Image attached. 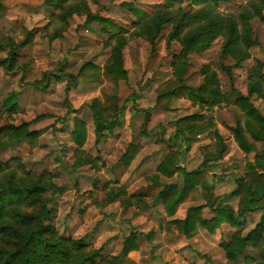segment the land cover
Here are the masks:
<instances>
[{"label":"rangeland","instance_id":"1","mask_svg":"<svg viewBox=\"0 0 264 264\" xmlns=\"http://www.w3.org/2000/svg\"><path fill=\"white\" fill-rule=\"evenodd\" d=\"M178 1L186 10L198 8L193 6V0ZM165 2L87 0L92 14L109 17L126 31L123 34L128 41L123 55L128 79L120 82L107 76L103 82L80 79L78 86L71 87L67 94L70 78L66 74H77L87 61L100 67L111 61L112 46L108 43L111 33L85 13L75 12L63 21L61 8L45 0H0L7 8L0 17V34L16 42L23 41L29 33L33 35L32 43L19 51L20 60L27 64L26 70L9 72L0 67V126L29 122L31 129L40 131L34 144L25 139L1 150L0 164L12 161L13 168L20 172L52 176L59 190L45 194L53 211L49 222L60 235L101 249L97 262L118 255L126 237L135 233L138 249L123 257L119 264H233L226 256L225 243L236 230L246 234L253 229L260 213H250L240 227L225 223L213 234L199 227L192 238L176 235L165 228L171 218L164 203L157 201V195L167 184L182 187L184 174L161 176L160 185L150 178L171 151L183 152L181 162L187 171L198 168L204 161V149L213 145L214 131L218 130L228 150L219 162L209 164L207 178L219 202L237 209L239 199L230 194L236 187V179L245 173L246 162L254 157L238 147L231 129L243 113L235 103L237 95L223 70V65H233L234 60L222 55V38L215 40L209 49L189 55L184 79L191 87L199 86L204 80L202 66L211 64L229 100L210 107L178 98L168 111L155 108L157 89L173 76V60L181 53L182 45L175 40L169 42L170 25L162 29L154 45L135 35L138 20L124 3L152 16L165 8ZM248 2L222 0L217 8L236 13ZM252 28L258 45L251 49V59L232 70L234 87L244 95L248 94L250 77L259 62L264 71V21L255 18ZM7 53L0 49V59ZM46 74L51 81L45 90L31 84L44 83ZM12 92L17 93L20 107L10 114L3 107ZM112 96L125 105L122 121L113 134L96 145L93 117L86 104L96 97L105 101ZM251 101L264 115V97L253 96ZM146 112H150V120L143 128ZM193 113L203 114L204 121L211 125L188 139L185 130L177 132L178 120ZM74 117L84 119L87 124V140L82 149L94 159L92 163L76 164L78 148L71 135ZM128 150L134 155L130 164L123 159ZM118 189L124 190V195L110 199L113 190ZM205 194L199 188L195 199L183 204L175 217L184 218L189 206L206 203ZM203 216L210 218L213 214L206 209ZM248 253L257 251L249 246ZM244 263L242 257L237 264Z\"/></svg>","mask_w":264,"mask_h":264},{"label":"trees","instance_id":"2","mask_svg":"<svg viewBox=\"0 0 264 264\" xmlns=\"http://www.w3.org/2000/svg\"><path fill=\"white\" fill-rule=\"evenodd\" d=\"M221 1L193 0V6L198 8L191 7L186 10L178 4V0H166L165 8L152 16H147L131 3L124 5L138 20L135 24L137 27L135 35L144 37L154 45L162 29L170 25L172 29L169 42L175 40L182 45L181 53L173 60V76L157 89L155 108L168 111L171 109L172 101L178 98H187L210 107L229 100L221 87L218 73L211 64L202 66L204 80L199 86L191 87L184 79L189 55L203 52L218 38L223 39L222 55L234 60L233 65H223V70L237 95L235 103L243 113L242 117L236 118V123L231 129L238 147L246 154H254L253 159L246 162V171L236 179V187L230 194L231 197L239 199L238 209L219 202L220 198L214 195L207 178L209 164L219 162L228 150L218 130L214 131L213 145L204 149V161L198 168L187 171L181 162L183 152L171 151L150 178L155 185H160L161 176L171 178L177 173L184 174L182 187L176 183L167 184L157 195V201L164 203L165 211L171 218L165 228L176 235L192 238L199 227L213 234L225 223L240 227L250 213H260L255 227L246 234L242 230H236L229 242L225 243L224 249L229 262L233 264H237L242 257L245 259L244 264H264V115L251 101L253 96L264 97L263 64L259 62L255 73L250 77L247 95L235 89L232 71L233 68L241 67L243 62L251 59V49L258 45L252 21L255 18L264 21V0H249L236 13L218 10ZM45 2L61 8L60 18L63 21L75 12L85 13L89 19L95 17L103 30L112 36L108 42L112 46L111 61L103 67L87 61L77 74H66L70 78L66 86L67 94L71 87L78 86L80 79L97 82H103L105 76L111 77L115 82L128 79L123 55L128 39L124 36L123 33L126 31L121 26L115 24L109 17L92 14L87 0ZM6 11L7 8L0 3V17ZM32 41L33 35L30 33L21 42L0 34V49L8 52L5 58L0 59V67L9 72L26 70L27 64L20 60L19 51ZM50 81V75L46 74L44 83L37 81L31 84L45 90ZM118 101L117 96L105 101L96 97L86 104L93 117L96 145L113 134L114 129L121 124L125 105H120ZM19 107L17 93H9L3 110L12 114L17 112ZM149 120L150 112H146L143 128H146ZM178 124L180 127L177 132L183 133L185 130L188 139L209 129L211 125L210 122L204 121V115L200 113L184 116L178 120ZM39 133L40 131L30 128L29 122L1 125L0 151L25 139L34 144ZM71 135L78 148L76 164L94 162V159L82 149L87 140V124L84 119L74 117ZM132 147L133 144L130 145V148ZM129 152L128 150L123 155L127 164L134 158ZM199 188L206 193V203L191 205L187 208L184 218H176L179 208L193 201ZM58 190L59 187L51 175L36 176L25 170L20 172L13 168L12 161L0 164V264H119L123 257L138 249L137 235L132 233L126 237L118 255L97 262V258L101 256V249H96L81 240L60 235L55 225L49 222L53 211L49 206L50 198L45 196L47 192ZM124 193L125 191L121 189L113 190L110 199ZM206 209L212 212V217L203 216ZM249 246L255 249L257 254H249Z\"/></svg>","mask_w":264,"mask_h":264},{"label":"crops","instance_id":"3","mask_svg":"<svg viewBox=\"0 0 264 264\" xmlns=\"http://www.w3.org/2000/svg\"><path fill=\"white\" fill-rule=\"evenodd\" d=\"M237 209H238V207H237ZM237 209H236V210H237ZM237 229H238V228H237Z\"/></svg>","mask_w":264,"mask_h":264}]
</instances>
